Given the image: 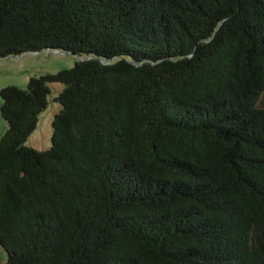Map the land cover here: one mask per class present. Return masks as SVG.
I'll list each match as a JSON object with an SVG mask.
<instances>
[{"label": "trees", "instance_id": "16d2710c", "mask_svg": "<svg viewBox=\"0 0 264 264\" xmlns=\"http://www.w3.org/2000/svg\"><path fill=\"white\" fill-rule=\"evenodd\" d=\"M46 50L0 89L7 264H264V0H0V58Z\"/></svg>", "mask_w": 264, "mask_h": 264}, {"label": "rangeland", "instance_id": "374dc122", "mask_svg": "<svg viewBox=\"0 0 264 264\" xmlns=\"http://www.w3.org/2000/svg\"><path fill=\"white\" fill-rule=\"evenodd\" d=\"M77 58L69 53L46 50L43 52H24L15 57L0 58V89L9 84L20 88H27V82L32 76H40L46 73H54L58 70L74 66ZM51 93L48 95L49 104L39 117L36 128L28 136L26 145L36 147L37 150L50 148L53 134V122L55 113L61 108L60 104L53 100L54 96L63 89L60 83H49ZM2 99H0V107ZM8 125L0 112V136L6 131ZM7 252L0 245V264H7Z\"/></svg>", "mask_w": 264, "mask_h": 264}]
</instances>
